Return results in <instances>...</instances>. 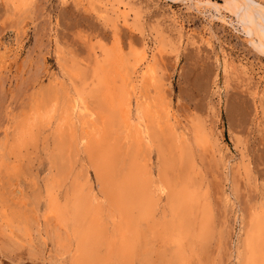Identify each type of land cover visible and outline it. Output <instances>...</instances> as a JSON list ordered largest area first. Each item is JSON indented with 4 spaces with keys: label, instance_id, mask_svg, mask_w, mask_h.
<instances>
[{
    "label": "bare ground",
    "instance_id": "1",
    "mask_svg": "<svg viewBox=\"0 0 264 264\" xmlns=\"http://www.w3.org/2000/svg\"><path fill=\"white\" fill-rule=\"evenodd\" d=\"M5 1L20 17L19 28L26 33L34 0ZM224 7L238 16L252 37H258L264 52V0H226ZM104 12L101 18L106 17ZM133 21L135 30L145 32L136 13ZM114 44H100L101 56H96L94 46L93 64L85 67L77 56L57 46L59 74L53 75L49 85L39 87L28 110L13 115L11 137L5 136L6 128L0 138V235L5 238L0 241V250L5 257L11 259L10 254L26 238L33 246L36 233L42 235L44 219L43 227L54 245L55 264L65 260L71 264H133L138 256L144 264H154L148 255L151 246L146 226L151 233L158 229V213L165 200L168 214H164L172 220L163 233L176 246L171 262H166L190 264V250L209 237L211 217L202 204L198 184L204 178L195 159V147L208 139L206 127L201 121L195 123L192 139L178 132L170 118L172 102L163 91L157 66L147 62V52L135 45L126 52L123 45ZM14 47L11 42L0 41V71L16 61L20 43ZM52 125V173L44 178L47 209L40 214L45 198L41 184L30 191L24 181L9 178L20 171L24 159L34 161L30 157L36 154L32 148H36L40 127ZM15 158L21 162L16 163ZM25 161L23 167L32 165ZM31 171L29 168L26 173L31 176ZM71 223L74 229L70 233ZM245 249V264H264V210L251 217Z\"/></svg>",
    "mask_w": 264,
    "mask_h": 264
},
{
    "label": "rangeland",
    "instance_id": "2",
    "mask_svg": "<svg viewBox=\"0 0 264 264\" xmlns=\"http://www.w3.org/2000/svg\"><path fill=\"white\" fill-rule=\"evenodd\" d=\"M109 1L34 0L24 33L18 25L20 17L11 12L5 0H0V41L11 42L14 48L20 43L16 61L0 71V138L7 129L5 136L11 137L12 117L28 110L39 87L49 85L53 75L59 74L57 46L77 56L84 67L93 64L95 47L96 56H101L100 44L113 47L119 39L116 44L123 45L126 52L132 45L145 50L147 62L157 66L158 79L172 102V125L192 139L194 125L201 121L208 133L205 147H195V159L198 172L202 171L199 176L204 178L198 176L201 182L197 183L212 228L209 237L190 250V264H245L251 217L264 210V52L258 37H252L238 16L224 7L226 0ZM100 11L105 18H101ZM135 13L143 33L133 28ZM158 36L164 37L161 41L165 46ZM53 126L40 127L36 148L32 146L36 154L30 157L34 161L28 158L32 165L24 159L31 166L26 163L25 167L31 168L33 174L26 173L23 158V163L15 158L21 168L9 178L12 182L17 178L24 181L30 191L41 184L44 196V178L49 171L52 173L49 155L52 157L50 153L55 148L53 130L50 132ZM29 150L31 153V147ZM155 155L153 169L157 166ZM91 178L99 191L93 171ZM166 204L165 200L164 210L161 207L158 213V229L151 233L146 226L151 246L148 255L154 264H169L166 261L171 262L176 251L175 244H170L163 233L172 220L165 215ZM46 209L45 196L40 214ZM45 222L41 219L42 235L36 233L33 246L27 244L29 238L24 239L26 242L21 241L19 249L10 254L11 259L0 250V264H52L53 260L55 264L54 245L48 239ZM2 223L3 220L0 226ZM69 226L71 233L73 223ZM133 264H144L142 257L138 256Z\"/></svg>",
    "mask_w": 264,
    "mask_h": 264
}]
</instances>
